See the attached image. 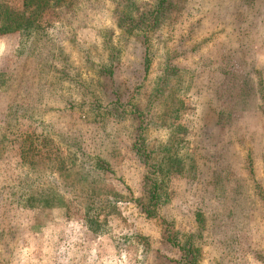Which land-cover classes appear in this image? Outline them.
Returning a JSON list of instances; mask_svg holds the SVG:
<instances>
[{
	"label": "rangeland",
	"instance_id": "374dc122",
	"mask_svg": "<svg viewBox=\"0 0 264 264\" xmlns=\"http://www.w3.org/2000/svg\"><path fill=\"white\" fill-rule=\"evenodd\" d=\"M77 2L49 52L0 35V264H264V0H175L136 35L118 10L154 0Z\"/></svg>",
	"mask_w": 264,
	"mask_h": 264
},
{
	"label": "trees",
	"instance_id": "16d2710c",
	"mask_svg": "<svg viewBox=\"0 0 264 264\" xmlns=\"http://www.w3.org/2000/svg\"><path fill=\"white\" fill-rule=\"evenodd\" d=\"M21 1V7L12 6L7 1H0V35L17 33L22 43L28 41L34 42L35 46L32 55L39 51L41 53L44 49L49 52L48 44L51 42L52 38L49 31L51 24L48 23L46 19L47 14L56 7L76 5L78 4V0ZM154 2V6L142 12H140V10H133L129 5L126 6L124 10H118V25L124 29L127 34L136 35L137 32L141 30H147L157 25L163 13L175 6V0H154ZM99 75L106 79L102 84L103 87L106 90H110L107 86V82H110L112 86L115 84L113 70L107 66H103L99 71ZM111 95H113L112 92ZM135 113H138L135 116L138 126L136 128V138L133 148L136 149V153L143 161L148 163V165H152L144 134L145 129L150 123L151 117L143 111ZM155 172L156 170H154L152 174L155 175ZM152 177L153 178L146 176V183H148V185L151 181V189L146 191V194L149 195L150 206H145L144 208L148 217H155L156 207L160 204L159 183L154 176ZM182 249L184 250V255L178 260L179 264H198V256L194 246L186 244Z\"/></svg>",
	"mask_w": 264,
	"mask_h": 264
}]
</instances>
